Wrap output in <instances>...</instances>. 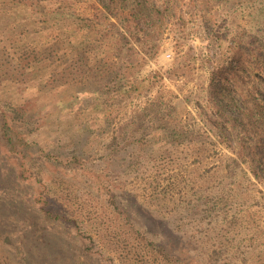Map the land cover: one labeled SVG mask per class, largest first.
I'll return each instance as SVG.
<instances>
[{
    "label": "rangeland",
    "instance_id": "374dc122",
    "mask_svg": "<svg viewBox=\"0 0 264 264\" xmlns=\"http://www.w3.org/2000/svg\"><path fill=\"white\" fill-rule=\"evenodd\" d=\"M117 2L0 0V264H264V0Z\"/></svg>",
    "mask_w": 264,
    "mask_h": 264
},
{
    "label": "trees",
    "instance_id": "16d2710c",
    "mask_svg": "<svg viewBox=\"0 0 264 264\" xmlns=\"http://www.w3.org/2000/svg\"><path fill=\"white\" fill-rule=\"evenodd\" d=\"M100 4L104 5L106 7L107 10L112 11L113 7L111 6L112 2H117L119 1V3L117 2V4L115 5V9H117V12L119 13V21L120 23L123 24V27H125L126 29L131 30V33L133 34V37L136 36L135 38H137V40L141 39L142 36H138L137 34H135V32H132V25L135 24L136 26L138 25H149V23L151 22L149 20L150 17H152L153 15H157V13L160 11L159 8H156L155 6H152V4L150 3V0H97ZM119 4V5H118ZM112 13V12H110ZM85 22H83V26L85 27V29H87L86 31L91 33H95V31H98V29H93L92 28V23H91V17L89 16H84L82 17V19ZM100 23V22H99ZM113 24V23H112ZM114 26H116V24L114 23ZM81 25L79 24V31H81ZM92 28V29H91ZM148 29V28H147ZM108 31L110 30L107 29ZM105 32V37H108L109 33ZM145 32V34L148 36V30H146V28H144L143 30ZM144 34V35H145ZM122 47L120 46L119 49H121ZM230 68L236 69L237 66L236 64H232L230 66ZM226 68L224 66L221 65H217L215 70L213 71L214 74L216 73H223V71ZM214 85V84H213ZM132 88H137L139 87L136 84H132L131 85ZM245 108L241 109V113L243 114L242 118H238V117H231L232 121L234 122V124H237L238 122L242 125V129H244L245 133L251 131L250 135H254L256 132L255 126H260L261 125V129H263L262 131H264V105L257 101V100H252L250 101L249 98H247L245 101H242ZM230 118V117H229ZM8 121H5L4 127H5V132L7 131V129H11L10 125L7 123ZM8 130V131H9ZM7 131V132H8ZM6 132V133H7ZM6 135V134H4ZM226 137V136H225ZM6 138V142L7 141H11L12 142V138L11 136ZM231 144V141H230ZM248 149L247 145H243L242 146V150L244 152H246ZM249 151V150H248ZM247 155H251V156H255L257 153L254 152L253 150L250 149L249 152H246ZM241 154L243 155V153L241 152ZM254 164V162H251ZM252 165V164H251ZM255 168V175H261L259 173H261L264 169H260L261 167L259 165L254 164ZM257 168H259V170H257ZM5 239H8V236L5 237Z\"/></svg>",
    "mask_w": 264,
    "mask_h": 264
}]
</instances>
